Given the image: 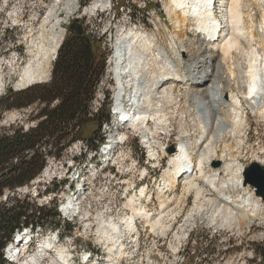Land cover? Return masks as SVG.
I'll use <instances>...</instances> for the list:
<instances>
[{
	"label": "rangeland",
	"instance_id": "1",
	"mask_svg": "<svg viewBox=\"0 0 264 264\" xmlns=\"http://www.w3.org/2000/svg\"><path fill=\"white\" fill-rule=\"evenodd\" d=\"M95 1L0 0V81L3 84L0 98L8 90L20 91L31 86L20 89L15 87L20 67L28 59L26 53L30 44L34 41L46 52L53 46H58L59 41L62 42L65 36L67 21L73 18L83 22L89 21V29L96 34L106 32L105 43L111 50L116 40L120 39L119 35H128L135 31L132 23L147 31V34L154 27H160V32L155 37L162 45L168 46L172 39L170 34L175 28L171 25V18L166 11L170 5L169 0H109L103 7L90 9ZM98 4L102 6L103 3ZM130 6L133 7V11ZM127 7H130V10ZM253 14L258 15V18L261 16L258 9L249 13L250 16ZM128 25L131 27L130 31L127 30ZM194 26V22H187L184 28L187 36H183V40L177 44L184 43L183 45L188 48L192 46L188 37L192 36ZM110 29L112 33L109 38ZM184 56L182 54L183 58L180 57L182 63ZM171 58H174L172 54ZM54 61L55 58L50 64L49 78L36 84L50 80ZM108 61L110 65L107 64V73L103 76L106 100L100 106V109L104 110H109L116 85L113 56ZM237 65L238 59H235L231 66ZM145 70L144 68L143 72L141 71L145 80H149L152 74L158 76L156 70ZM233 73L237 77V74ZM218 78L223 86L228 87L229 93L235 94L238 98L246 94L247 78H242L243 84L234 81L241 90L231 89L221 80V76ZM177 88V86L171 87L173 95L175 94L174 98L179 97L180 102L173 101L161 105L162 103L156 104L153 99L151 100L152 107L149 111L152 113L153 107L160 105L163 109L161 113L164 115L163 123L149 120L148 126L140 130L139 127V129L133 128L130 121H127L123 124V129L115 135L116 144L111 145L110 151L98 150L95 153L85 149V144H73L64 151L60 160L49 159L45 169L28 187L17 190V194L22 198L29 194L28 201L36 206L49 205L50 198L55 197L57 211L62 206L64 210L65 207L67 208L68 213L59 212L62 227L47 229L48 231L42 234L38 232L31 245L22 248L21 255L13 264H25L24 262L33 254H37L46 246H49L48 253L42 256L40 252L41 260L38 264H59L57 261L54 263L59 252L64 256L67 253L72 256L70 258L73 259L69 264H79L78 255L88 252H93L92 257L97 256L99 262L104 263L109 255L104 251L111 248L114 242L106 244L105 241L100 240L98 230L105 228L100 226L101 219L106 222L112 220L113 224L121 227L122 234L120 237L118 233L116 234L118 240L115 242L122 243L120 245L122 253L114 257L120 264H264V260L258 256L259 253H264V203L261 199L258 200L260 210L256 213L252 204H242L244 216L240 221L238 220L240 215H236L235 222L224 218L222 214L215 215V212H212V204L217 192L224 193L236 205H241L245 201L247 193H252L254 197L252 201L258 199L249 187L243 189L234 182L223 184L222 189L219 182L225 183L231 178L229 173L221 172L230 160L233 161L230 162L233 164V170L242 166L246 168L251 162L264 166V115L253 113L244 99L240 98L242 112L246 115L247 122L234 129L231 136H225L224 139L216 142L213 156L206 158L201 149L209 141V137L203 134L201 120L197 116L195 104L191 101V94L186 91V96L185 90ZM34 108L5 112L0 120V131L11 126H22L25 129L32 126L34 122L31 113ZM214 117L216 119L217 116ZM100 133H102L101 128ZM181 134L187 135L192 164L196 167L198 159L203 158L201 180H194L197 186L202 187L199 197H196L194 190H187V182L182 178L178 180L175 189L168 188L166 184L167 179L174 176V169L169 164L171 157L167 154V150L173 146L175 155L177 137ZM201 154L203 156L200 158ZM221 156H224L223 159ZM217 162L219 166L216 167ZM71 166L82 170L85 176L79 179L77 175H70L68 171ZM217 170L221 174L215 177V186H219L215 192L205 186L204 180L211 179V175ZM51 181L61 184L62 188L58 189L60 191L57 194H41ZM69 187L72 192L69 191ZM141 189L145 191L144 197L139 201L140 204L134 203L133 200ZM71 193L73 195L79 193L81 197L79 196L78 201L68 200ZM5 196L12 198L13 194ZM4 197L2 200H5ZM134 209H146L153 213L154 217L158 213L164 214L162 215L163 230L152 232L149 227L137 221L134 230L128 232L124 225L119 224L129 219ZM53 234H58L60 238L54 247H52ZM18 249H21L20 246ZM115 261H107V263L115 264Z\"/></svg>",
	"mask_w": 264,
	"mask_h": 264
},
{
	"label": "bare ground",
	"instance_id": "2",
	"mask_svg": "<svg viewBox=\"0 0 264 264\" xmlns=\"http://www.w3.org/2000/svg\"><path fill=\"white\" fill-rule=\"evenodd\" d=\"M108 1L109 0H96L90 9L103 7L108 3ZM242 2L243 0H169L170 5L167 7L166 11L167 14L172 18V24L175 30L171 34L172 40L169 42L167 47L159 44L155 37L157 34H159L160 27H154L152 30L150 29V33L147 34V31L140 29V27H137V24L132 23L135 27V31H132L128 35H120V39L116 40L115 44H113L114 48L112 50L110 47L107 48L109 53L108 56L111 55L110 57L113 56L114 58L115 67H113V70L115 72L114 77L116 78V85L114 86V94L113 96L111 95L112 103L110 106V120L103 124V130L108 127V123L114 125V127H124L123 124L127 121H130L129 123L131 126H133V128L137 129L139 127L140 130H144L148 126L149 120L156 121V123H163L164 115L161 114L163 109L160 107V105L159 107L158 105L153 107L154 110L152 113L149 111V109L152 107L151 100L153 99L156 104L162 103L161 105H163V103L166 104L173 101L180 102L179 97L174 98L175 94L173 95V89H171L173 86L171 85L177 83L175 86L178 87V90H189L191 87L198 86L197 88L195 87V89L189 90L187 93L191 94V101L195 104L194 108L196 110L197 116L201 120L200 125L203 129V134L209 137V141L207 143L205 142L206 144L201 149V151L206 158L208 156L210 157V155L213 156L216 142L224 139L225 136H231V133L234 129L245 125L247 122L246 115L242 112L241 100L238 98V96L230 95L226 102L222 100V87L218 80L220 68L222 65H225V69L227 70L226 58L230 54L231 50L235 49L237 52L235 55L240 53V56H246L245 66H243L244 73H242L240 80H242L243 77L247 78V90L245 89L246 94L243 97L241 96V98L244 99L247 106L253 112L263 116L264 37L262 49L253 47V39H249L250 28L249 25H246V21L247 17H253V15H255L253 14L250 16L249 13L255 9H258V12H261V16L258 18V25H262V33H264V0H254L253 2L246 0L242 8L240 23L244 29V39H248L246 44H241L239 38L241 35V28L239 27V9ZM98 3L103 4L101 6ZM206 4L212 5L211 10L208 9ZM227 11L228 13L226 15ZM50 15L49 18H51ZM73 16L74 15H72V17ZM188 17H191V19H196L197 25L195 24V26L197 27L195 31L192 30L193 33L191 32V34H193L192 40H196L197 43L194 50L189 52V54L192 56L191 65L189 67L182 66V72H180V50H178L176 43L181 42V40L184 38V28L188 21ZM69 22L70 21L68 20L67 24ZM226 25L230 28L229 32H225ZM127 30H131L129 25ZM213 35H215L218 39L213 38ZM207 38H209L208 41ZM59 43L58 46H53V48L51 47V50L46 52L41 48V46L38 45V43L32 41L29 46L28 53H26L28 55V59L23 65H21L17 75V80L15 83L16 88H25L29 85L46 81L49 78L50 64L55 58ZM242 46L245 48H241ZM182 47L183 46L181 45V48ZM208 48L211 49L210 51H212V53H220L222 57L216 59L218 56L209 53L210 51ZM168 54H173V56L176 55L177 59L175 61L171 60ZM148 55H150L149 60H146ZM259 56H261L260 59ZM110 57H108V59H110ZM108 59L106 61V67L107 64H109ZM161 60L165 64H160ZM234 60L235 59L230 60V65L233 64ZM144 68L149 71L156 70L155 72L158 76L152 74L149 80H145V78L141 75V71ZM214 68L215 70L213 72V79L208 89L206 87L209 85V74ZM240 84H243V81H240ZM241 87L243 86L241 85ZM2 88L3 84L0 81V92ZM101 103L102 102H100V106ZM214 116H217L216 119ZM177 139L178 144L175 155L173 154L174 156H172L171 154V159L169 160V164L174 169V176H170L167 179V187L175 189V187L178 185V180L182 178L187 182V190H194L196 197H199L202 192V187L197 186V184L194 183V180H201L203 175V158L202 160L198 159V165L195 167L191 162L192 155L190 151V145L187 143V135L181 134L177 137ZM203 154H201L200 158L203 156ZM221 157L223 159L224 156ZM211 161H213V159ZM231 161L232 160H230L221 171L229 173L231 178L225 181V183L219 182V185L221 187L224 186L223 184L228 185L229 183L232 184L236 182V185L244 189L245 187H243L241 183L243 180L241 179V171L244 170V168L242 166V168L237 167L236 170H233V164L230 163ZM221 172L217 170L214 172V175H211V179H205V186L217 192L218 185L215 186V177L220 176ZM144 194V189H141L139 194L133 200L134 203L138 202L137 204H140L139 201L144 197ZM247 195L248 196L245 201H241V205H236L234 201H231L230 198L224 195V193L222 194L217 192L212 204V212H215V215L222 214L224 218L234 220L235 222L237 218L236 215H240L238 220H243L242 216H244V208L242 209V204H252L254 206L255 213L260 210V205L258 203L259 199L252 201V198L254 199L252 193H247ZM76 201H78V199ZM62 211L68 213L66 207L65 210L62 208ZM133 214L129 219H126L119 224L124 225L128 232L134 230L137 221L142 222L143 226L149 227L152 232L163 230L164 228L162 221V215L164 214L162 213H158L154 217V214L146 209H134ZM111 221L109 220L106 222V220L101 219L100 226H104L105 228L98 230L100 234V240L105 241L106 244L109 242H114L111 248H107L108 250L106 251L103 250L109 254L107 259L108 262L115 261V255H121L122 253V248L120 247L122 243L117 244L115 242L118 240L116 239V234L118 233L119 237L121 236L120 234H122L121 227L113 224ZM18 246L19 245L15 246V248ZM46 247L39 251L37 253L38 255L33 254L24 263L38 264L41 260L39 256L40 252L43 254L42 256L48 253L47 249H49V246L47 248ZM92 256L93 254L89 255V257ZM70 257L72 256H70L68 253L64 256L63 253L59 252L57 259H54V263L57 261L59 264H69V262L73 259ZM118 262L115 261V264H120Z\"/></svg>",
	"mask_w": 264,
	"mask_h": 264
},
{
	"label": "trees",
	"instance_id": "3",
	"mask_svg": "<svg viewBox=\"0 0 264 264\" xmlns=\"http://www.w3.org/2000/svg\"><path fill=\"white\" fill-rule=\"evenodd\" d=\"M105 57L101 41L87 33L85 22L72 19L66 26L50 80L20 91L8 90L0 98V120L7 111L35 107L32 126H11L0 131V264H10L3 251L17 231L30 228L42 234L62 227L55 197L50 198L49 205L36 206L28 201L29 194L22 198L17 190L28 187L49 159L60 160L76 141L83 142L91 152L98 151L103 142L100 128L108 121L109 112L101 108L89 117L88 109L104 73ZM59 188L61 184L51 181L41 194H57ZM258 256L264 260V253Z\"/></svg>",
	"mask_w": 264,
	"mask_h": 264
},
{
	"label": "built area",
	"instance_id": "4",
	"mask_svg": "<svg viewBox=\"0 0 264 264\" xmlns=\"http://www.w3.org/2000/svg\"><path fill=\"white\" fill-rule=\"evenodd\" d=\"M125 1H128V0H125ZM130 7H127V9L130 10ZM131 8L133 11V7H131ZM135 10H136V8H135ZM85 25L87 26V33H89L92 38L100 40L102 47L107 50L108 47L106 46V43H105V41L107 39L104 37L106 32H102V34H96L94 31L89 29V27H90L89 21H86ZM246 25H249V28H250L249 39H253V47H258V48L262 49L264 33H262V25H258V15H253V17H247ZM111 33H112V31L110 29L108 32L109 38L111 37ZM118 37H120V35ZM159 44H160V42H159ZM261 56H262V50H261ZM261 56H259V59ZM149 57H150V55L147 56L146 60H149ZM218 58L219 57H217L216 59H218ZM245 58H246V56L242 57V56H240V53L238 55H235V57L233 59H238V66H231V68L237 73H239V72L244 73L243 66H245ZM191 62H192V56H191V54H189V52H187V56L185 57V62L182 66H188L189 67L191 65ZM229 63H230V61H229ZM160 64H165V63L161 60ZM106 73H107V67L105 68V72H104L103 76H105ZM103 76L101 77V79L99 80V82L97 83V85L94 89V99H91V101L89 103V109H88L89 117H93L94 115L98 114V112L100 111V102H105V100H106V94H105L104 89H103V85H104L103 84ZM235 80H237V81H241V80L239 79V77L232 79L231 84L235 88H237V85L234 83ZM102 129H103V125H102Z\"/></svg>",
	"mask_w": 264,
	"mask_h": 264
},
{
	"label": "water",
	"instance_id": "5",
	"mask_svg": "<svg viewBox=\"0 0 264 264\" xmlns=\"http://www.w3.org/2000/svg\"><path fill=\"white\" fill-rule=\"evenodd\" d=\"M174 151L175 148L170 146L167 150V154L171 155ZM215 166H219V162H217ZM242 179V186L249 187L253 191L255 197L261 199L264 203V166L257 162L249 163L243 170Z\"/></svg>",
	"mask_w": 264,
	"mask_h": 264
}]
</instances>
